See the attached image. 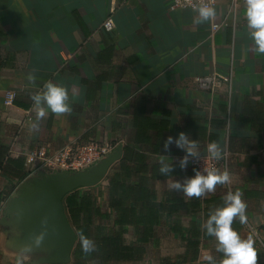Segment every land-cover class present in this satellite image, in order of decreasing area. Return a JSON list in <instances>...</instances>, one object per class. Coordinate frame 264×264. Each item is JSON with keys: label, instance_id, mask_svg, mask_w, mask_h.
Masks as SVG:
<instances>
[{"label": "crops", "instance_id": "crops-1", "mask_svg": "<svg viewBox=\"0 0 264 264\" xmlns=\"http://www.w3.org/2000/svg\"><path fill=\"white\" fill-rule=\"evenodd\" d=\"M171 2L0 0V148L24 160L30 174L27 151H57L92 139L115 143L119 157L99 180L75 190L94 195L101 211L94 222L104 234L133 246L135 257L86 264H207V255L217 262L223 257L203 225L227 191L217 186L214 194L189 199L169 190L170 182L193 177L196 168L190 162L181 170L184 151L173 144L165 152L163 142L185 132L204 155L217 141L231 151L234 189L243 193L258 236L238 221L233 228L242 238L253 237L264 264V55L254 51L244 0L236 10L231 0H220L215 20L203 24L194 23V10L171 9ZM109 18L113 31L103 27ZM222 23L213 32V24ZM232 63L227 136V89H200L195 78L227 74ZM29 73L35 84L28 81ZM48 81L68 89L72 112L55 116L49 111L34 134L30 96ZM10 91L16 99L6 106ZM161 155L175 163L173 176L159 175ZM14 179L0 171V192H7ZM55 252L41 250V260L25 256L23 264H78L74 249L67 262L47 260ZM17 254L0 239V264H16Z\"/></svg>", "mask_w": 264, "mask_h": 264}, {"label": "clouds", "instance_id": "clouds-1", "mask_svg": "<svg viewBox=\"0 0 264 264\" xmlns=\"http://www.w3.org/2000/svg\"><path fill=\"white\" fill-rule=\"evenodd\" d=\"M245 20L249 36L253 41L254 51L259 55H264V0H244ZM193 10L197 13L194 20L196 24H203L208 21L215 20L216 10L209 6L205 0H199L197 5L193 6ZM235 28L233 34L235 35ZM27 79L30 83L35 84L36 77L29 73ZM35 111V118L30 123L29 131L38 133L43 119L50 111L55 116L71 114L68 89L58 86L51 81L43 85V89L30 96ZM175 144L178 149L184 151L185 155L179 161L178 167L181 170L187 169L189 163L193 160H201L198 141L190 139V134L180 132L176 137L169 136L163 142V150L170 151V146ZM208 157L212 160L219 161L223 158V150L217 141H212L207 145ZM169 157L161 155L159 157V175L162 177H171L175 171L176 165L172 161L169 163ZM195 175L185 178L183 181L175 180L168 184L169 190L182 193L185 197L202 198L208 194H214L217 186H224L231 183V174L225 170L223 172L218 169L209 170L207 167L201 172L198 169L193 170ZM247 204L243 200V193L237 189L235 192L228 191L222 197V206L210 210L206 223L203 225L204 235L212 237L216 241L215 251L222 254L219 262L211 256L207 255L204 260L207 264H259L260 254L255 248V240L251 235L246 239L233 228V224L237 221L240 225L248 223ZM46 225L47 220L43 221ZM46 231L41 232L34 237L35 247H40L43 243ZM81 252L83 258H87L93 253L99 251L96 243L88 238L83 230L79 234ZM33 251L32 244L22 246L18 252L16 264H23L24 257Z\"/></svg>", "mask_w": 264, "mask_h": 264}, {"label": "rangeland", "instance_id": "rangeland-1", "mask_svg": "<svg viewBox=\"0 0 264 264\" xmlns=\"http://www.w3.org/2000/svg\"><path fill=\"white\" fill-rule=\"evenodd\" d=\"M71 184L75 183L67 181L66 184L61 185ZM61 193V189H54L52 184L47 183L46 178L39 174L28 173L22 179L8 182L7 192H0V239L4 238V244L14 247L18 252L22 246L32 244L33 251L29 253L32 255L25 258L39 260H41V250L51 251L53 248H61L64 252L71 247L73 241L70 229L73 228L65 208L64 194L61 198L64 207L62 215L66 217L68 224L62 220L61 230L58 231L57 223L40 225L39 222L40 217L59 216V208L54 206L53 201L57 200ZM45 231L47 234L43 243L40 247H35L34 237ZM76 242L73 244L74 248Z\"/></svg>", "mask_w": 264, "mask_h": 264}, {"label": "built area", "instance_id": "built-area-1", "mask_svg": "<svg viewBox=\"0 0 264 264\" xmlns=\"http://www.w3.org/2000/svg\"><path fill=\"white\" fill-rule=\"evenodd\" d=\"M220 0H205L211 7H216ZM234 10L238 7L239 0H231ZM199 0H172L171 9H192L197 5ZM222 24H213V32L217 31ZM103 27L107 31H113L114 22L111 18L107 19L103 23ZM196 83L200 89L216 91L222 87H225L228 91L229 98V112L227 115V136L230 135L231 122H232V95L234 85V69L233 63L229 73L222 74L219 72H213L207 75L197 76L195 78ZM16 99V93L7 92L5 98V105L12 106ZM117 149V145L111 142L99 141L92 139L87 143L72 145L68 144L58 149L57 151H50L46 147L36 148L27 151L24 154L26 163L29 166L30 174H34L38 171L44 170L48 172L55 171H68L70 173L81 172L91 169L99 164L104 158L108 157ZM223 158L219 161L212 160L208 157V153L201 155V160L191 161V164L201 172L207 167L209 170L218 169L223 172L227 170L231 174V151L229 148L223 150ZM226 191L235 192L232 176L231 183L224 185ZM246 228L251 230L258 236L257 229L248 219Z\"/></svg>", "mask_w": 264, "mask_h": 264}, {"label": "trees", "instance_id": "trees-1", "mask_svg": "<svg viewBox=\"0 0 264 264\" xmlns=\"http://www.w3.org/2000/svg\"><path fill=\"white\" fill-rule=\"evenodd\" d=\"M4 148H0V171L2 174H10L11 177L17 179L24 178L28 174L25 170L24 160L12 158ZM64 204L69 220L77 234L73 255L78 264H86L92 260L108 262L110 260L128 261L134 259L135 249L133 246L125 244L118 237L113 238L104 234L102 225L94 222L96 216L101 217V211L91 192L81 193L79 189L72 191L64 197ZM81 230L99 248L98 252L91 254L86 259L83 258L79 241Z\"/></svg>", "mask_w": 264, "mask_h": 264}, {"label": "water", "instance_id": "water-1", "mask_svg": "<svg viewBox=\"0 0 264 264\" xmlns=\"http://www.w3.org/2000/svg\"><path fill=\"white\" fill-rule=\"evenodd\" d=\"M119 157V152L117 149L111 153L108 157L104 158L99 164L96 166L92 167L89 170L86 171H81V172H75V173H70L68 171H55V172H48V171H38L35 174H39L44 179L46 178L47 183H51L53 188L61 189L62 193L58 195L57 200L54 199V206H58V212L59 216L52 217V218H47V217H40L39 218V223L40 225L44 224L43 221L47 220V223H57L58 227L57 230H61V221L63 220L65 224H68L66 217L63 216V205L61 203V198L62 195L66 196L68 193L72 192L75 190L76 187L80 185H85V184H91L96 182L97 180L100 179L101 174L107 170V168ZM67 181H72L75 184H71L70 186H62L61 184L64 183L66 184ZM52 202V201H50ZM49 202V203H50ZM62 215V216H61ZM43 228V226H41ZM71 237L73 244L77 241V235L74 232V230L70 229ZM71 245V247L67 248L62 251L61 248H53L55 249V254H52L50 258L47 260L49 261H54V262H67L69 260L70 252L74 248V245ZM52 251V250H51Z\"/></svg>", "mask_w": 264, "mask_h": 264}]
</instances>
